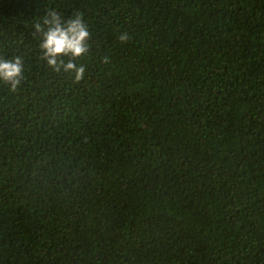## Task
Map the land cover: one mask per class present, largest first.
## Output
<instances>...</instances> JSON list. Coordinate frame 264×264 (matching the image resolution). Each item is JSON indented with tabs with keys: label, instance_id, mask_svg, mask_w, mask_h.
<instances>
[{
	"label": "trees",
	"instance_id": "trees-1",
	"mask_svg": "<svg viewBox=\"0 0 264 264\" xmlns=\"http://www.w3.org/2000/svg\"><path fill=\"white\" fill-rule=\"evenodd\" d=\"M52 10L88 26L80 81L41 59ZM16 56L0 264H264V0H0Z\"/></svg>",
	"mask_w": 264,
	"mask_h": 264
},
{
	"label": "clouds",
	"instance_id": "clouds-1",
	"mask_svg": "<svg viewBox=\"0 0 264 264\" xmlns=\"http://www.w3.org/2000/svg\"><path fill=\"white\" fill-rule=\"evenodd\" d=\"M35 31L41 37V59L46 61L48 67L56 73H72L76 81L83 79L85 67L78 65L76 61L89 52L90 32L82 15L76 13L65 20L55 10L49 11L42 24L35 25ZM119 39L126 42L128 37L122 34ZM64 57L69 58L67 62ZM24 73V61L21 57L0 58V81L9 85L11 90L20 86Z\"/></svg>",
	"mask_w": 264,
	"mask_h": 264
}]
</instances>
